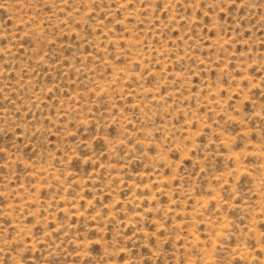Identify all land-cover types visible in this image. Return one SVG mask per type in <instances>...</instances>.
Returning a JSON list of instances; mask_svg holds the SVG:
<instances>
[{
  "label": "rangeland",
  "instance_id": "374dc122",
  "mask_svg": "<svg viewBox=\"0 0 264 264\" xmlns=\"http://www.w3.org/2000/svg\"><path fill=\"white\" fill-rule=\"evenodd\" d=\"M0 264H264V0H0Z\"/></svg>",
  "mask_w": 264,
  "mask_h": 264
}]
</instances>
